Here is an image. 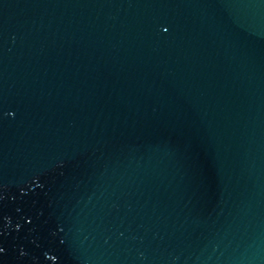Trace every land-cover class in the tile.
<instances>
[{"label":"water","instance_id":"95a60500","mask_svg":"<svg viewBox=\"0 0 264 264\" xmlns=\"http://www.w3.org/2000/svg\"><path fill=\"white\" fill-rule=\"evenodd\" d=\"M0 264H264V0H0Z\"/></svg>","mask_w":264,"mask_h":264}]
</instances>
